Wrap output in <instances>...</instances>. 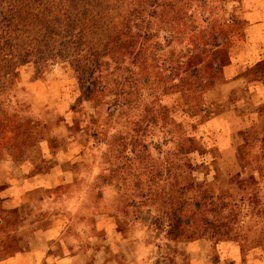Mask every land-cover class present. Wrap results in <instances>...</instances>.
Masks as SVG:
<instances>
[{
	"label": "rangeland",
	"instance_id": "obj_1",
	"mask_svg": "<svg viewBox=\"0 0 264 264\" xmlns=\"http://www.w3.org/2000/svg\"><path fill=\"white\" fill-rule=\"evenodd\" d=\"M240 7L0 0V264H264V54ZM43 140L86 178H34Z\"/></svg>",
	"mask_w": 264,
	"mask_h": 264
},
{
	"label": "crops",
	"instance_id": "obj_2",
	"mask_svg": "<svg viewBox=\"0 0 264 264\" xmlns=\"http://www.w3.org/2000/svg\"><path fill=\"white\" fill-rule=\"evenodd\" d=\"M239 17L241 20H243L244 23L249 25L247 32L249 37V39L247 40V43L249 45L248 51L254 54H264V0H241ZM261 57L262 58H260L259 56V58H257V61H261V59H264V55H261ZM249 68L251 69L250 66L248 67V69ZM254 83L262 84V82H251V84ZM258 93L260 95L262 92ZM51 178L52 180L62 183L67 181H83L86 177L84 175L68 177L63 169L60 168V170H57L56 174ZM114 233L117 232L115 231ZM47 250L45 252V255H49Z\"/></svg>",
	"mask_w": 264,
	"mask_h": 264
},
{
	"label": "trees",
	"instance_id": "obj_3",
	"mask_svg": "<svg viewBox=\"0 0 264 264\" xmlns=\"http://www.w3.org/2000/svg\"><path fill=\"white\" fill-rule=\"evenodd\" d=\"M44 140L38 145V148L41 150V156L43 158L46 157V154L48 156H50L51 159H53L52 162H49L48 164H45V165H41L40 167H38L36 170H40V171H36V170H33L32 171H35L33 172L34 173V178H37V179H45V175H51V177H53L57 170H60L61 168V165L58 163V162H55V155H56V152L55 150H46L45 148V145L43 144ZM10 167V166H9ZM38 175H41L40 177H38ZM49 251V250H47Z\"/></svg>",
	"mask_w": 264,
	"mask_h": 264
}]
</instances>
